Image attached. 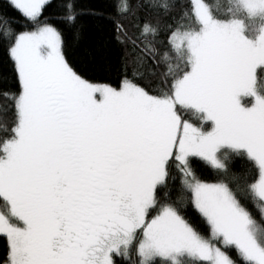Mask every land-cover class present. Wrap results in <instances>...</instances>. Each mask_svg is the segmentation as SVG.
Returning a JSON list of instances; mask_svg holds the SVG:
<instances>
[{
    "label": "snow or ice",
    "instance_id": "snow-or-ice-1",
    "mask_svg": "<svg viewBox=\"0 0 264 264\" xmlns=\"http://www.w3.org/2000/svg\"><path fill=\"white\" fill-rule=\"evenodd\" d=\"M6 3L30 30L0 10L16 81L0 89L2 264H264V0H116L135 29L115 21L117 86L66 56L52 0ZM63 7L79 42L83 12ZM194 158L221 178L198 177Z\"/></svg>",
    "mask_w": 264,
    "mask_h": 264
},
{
    "label": "trees",
    "instance_id": "trees-1",
    "mask_svg": "<svg viewBox=\"0 0 264 264\" xmlns=\"http://www.w3.org/2000/svg\"><path fill=\"white\" fill-rule=\"evenodd\" d=\"M77 8L83 12L78 24L84 26L83 37L79 42L73 41L70 30L60 23L64 14L63 0H52L51 6L45 9L44 17L55 22L56 26L61 29L65 39L66 56L86 79L91 82L109 83L112 86H117L125 74L127 47L115 39V21L123 22L129 33L132 34L135 33V29L132 27L130 18L126 19L117 15L116 0H77ZM0 10L12 19L13 26L18 31L30 30L25 19L9 7L6 0H0ZM133 70L129 63L127 71L131 73ZM159 70L163 71L164 69L161 67ZM139 82L142 86L150 89L156 85L154 80L150 82L145 79ZM15 84L13 64L3 50H0V89L15 91ZM193 168L198 177L207 182H216L221 178L210 165L199 158L193 159ZM229 170L230 173L237 174L251 173L250 181L256 177V170L245 158L231 157ZM174 176L175 179L170 180V184L179 186V173H174ZM223 178L228 179V177ZM245 202L253 218L260 222L259 209L250 198ZM189 215H191L190 210ZM6 253L7 240L4 236H0V264H2ZM230 254L238 259L235 251ZM134 259L135 256H133ZM117 264H124V262L118 258ZM157 264H162V262L158 260Z\"/></svg>",
    "mask_w": 264,
    "mask_h": 264
},
{
    "label": "rangeland",
    "instance_id": "rangeland-1",
    "mask_svg": "<svg viewBox=\"0 0 264 264\" xmlns=\"http://www.w3.org/2000/svg\"><path fill=\"white\" fill-rule=\"evenodd\" d=\"M6 238V237H5Z\"/></svg>",
    "mask_w": 264,
    "mask_h": 264
}]
</instances>
